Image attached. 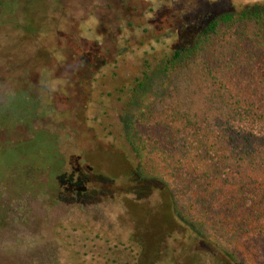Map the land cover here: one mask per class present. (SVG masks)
<instances>
[{"label":"rangeland","instance_id":"obj_1","mask_svg":"<svg viewBox=\"0 0 264 264\" xmlns=\"http://www.w3.org/2000/svg\"><path fill=\"white\" fill-rule=\"evenodd\" d=\"M256 3L264 0H0V94L21 88L40 98L36 127L59 137L64 162L52 188L48 172L27 176L23 189L12 179L0 187V264H223L219 235L177 224L160 192L137 190L118 91L146 59L173 49L186 22ZM21 139H31L21 125L0 132L3 142ZM49 139L43 169L53 163ZM80 170L90 181L78 197L69 185Z\"/></svg>","mask_w":264,"mask_h":264},{"label":"trees","instance_id":"obj_2","mask_svg":"<svg viewBox=\"0 0 264 264\" xmlns=\"http://www.w3.org/2000/svg\"><path fill=\"white\" fill-rule=\"evenodd\" d=\"M208 17L205 24L186 22L173 49L146 59L132 85L118 91L127 99L136 188L167 198L177 224L219 235L228 245L223 264H264V3ZM185 33L191 36L182 40ZM164 97L169 104L156 107ZM41 106L25 89L0 94V132L21 125L31 133V139L0 140V187L12 179L23 189L27 176L48 172L52 188L62 173L59 137L36 127ZM48 136L55 142L53 163L43 169ZM79 172L69 187L81 197L90 178Z\"/></svg>","mask_w":264,"mask_h":264},{"label":"flooded vegetation","instance_id":"obj_3","mask_svg":"<svg viewBox=\"0 0 264 264\" xmlns=\"http://www.w3.org/2000/svg\"><path fill=\"white\" fill-rule=\"evenodd\" d=\"M77 172H79V171H77ZM79 177V176H78ZM74 184V183H73Z\"/></svg>","mask_w":264,"mask_h":264}]
</instances>
